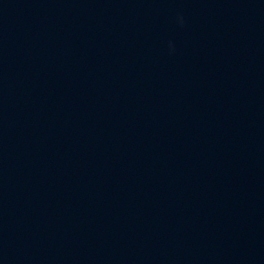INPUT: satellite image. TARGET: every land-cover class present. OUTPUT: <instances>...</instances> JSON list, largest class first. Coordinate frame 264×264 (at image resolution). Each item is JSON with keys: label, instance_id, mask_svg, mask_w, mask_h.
Listing matches in <instances>:
<instances>
[{"label": "water", "instance_id": "water-1", "mask_svg": "<svg viewBox=\"0 0 264 264\" xmlns=\"http://www.w3.org/2000/svg\"><path fill=\"white\" fill-rule=\"evenodd\" d=\"M0 264H264V0H0Z\"/></svg>", "mask_w": 264, "mask_h": 264}, {"label": "clouds", "instance_id": "clouds-1", "mask_svg": "<svg viewBox=\"0 0 264 264\" xmlns=\"http://www.w3.org/2000/svg\"><path fill=\"white\" fill-rule=\"evenodd\" d=\"M178 19H179V23H180L181 25H183V24H184V17H183L182 15H180V16L178 17Z\"/></svg>", "mask_w": 264, "mask_h": 264}]
</instances>
